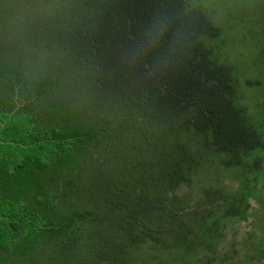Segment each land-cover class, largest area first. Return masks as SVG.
I'll list each match as a JSON object with an SVG mask.
<instances>
[{"label": "trees", "instance_id": "1", "mask_svg": "<svg viewBox=\"0 0 264 264\" xmlns=\"http://www.w3.org/2000/svg\"><path fill=\"white\" fill-rule=\"evenodd\" d=\"M198 157L264 173V0H0V264H168Z\"/></svg>", "mask_w": 264, "mask_h": 264}, {"label": "flooded vegetation", "instance_id": "2", "mask_svg": "<svg viewBox=\"0 0 264 264\" xmlns=\"http://www.w3.org/2000/svg\"><path fill=\"white\" fill-rule=\"evenodd\" d=\"M198 161L201 162L200 157ZM213 165L216 168L211 170ZM235 165V162H212L209 159L208 164L201 162L197 165L199 175L193 174L187 181L171 183L176 194L188 197L191 227L183 240L185 253L183 249L181 253L173 250V257L166 263L264 264V173L261 171L256 177L252 176L247 185L240 172H234ZM216 183L218 186L214 190L218 188L220 194H213L209 188ZM203 187L205 192L199 203ZM156 238V255L152 264H161L160 235L157 234ZM144 256V253H137V258Z\"/></svg>", "mask_w": 264, "mask_h": 264}, {"label": "rangeland", "instance_id": "3", "mask_svg": "<svg viewBox=\"0 0 264 264\" xmlns=\"http://www.w3.org/2000/svg\"><path fill=\"white\" fill-rule=\"evenodd\" d=\"M215 168H216V166L213 165L212 168H211V170H214ZM205 176L208 177L207 175H205ZM206 177H205V178H206ZM213 177H214V176H213ZM123 264H124V263H123Z\"/></svg>", "mask_w": 264, "mask_h": 264}]
</instances>
